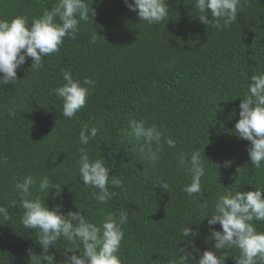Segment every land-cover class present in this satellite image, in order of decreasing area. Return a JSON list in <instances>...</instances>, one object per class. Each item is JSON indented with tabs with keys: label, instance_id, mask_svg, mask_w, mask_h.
I'll return each instance as SVG.
<instances>
[{
	"label": "trees",
	"instance_id": "1",
	"mask_svg": "<svg viewBox=\"0 0 264 264\" xmlns=\"http://www.w3.org/2000/svg\"><path fill=\"white\" fill-rule=\"evenodd\" d=\"M56 2L0 0V18L23 15L31 22ZM86 2L96 15L80 23L76 39L66 37L59 52L44 58L43 68H31L27 58L17 69L20 80L0 85V155L8 158L0 165V205L18 198L14 177L49 175L63 188L60 197L49 194L50 208L62 204L67 214L77 210L76 203L96 223L109 211L129 213L120 249L123 264H169L181 248L212 250L207 218L197 221L204 213L182 191L190 175L176 168L177 153L201 152L206 174L203 192L194 199H208L209 213L221 185L234 191L264 187V166H252L250 142L235 134L250 76L264 71V0H247L237 21L223 30L199 21L194 0H168V20L152 25L124 0ZM94 32L97 42L91 43ZM64 68L76 79L96 81L72 119L63 117L62 101L53 91L63 83ZM10 108L14 116L8 114ZM129 118L165 125L177 141L176 148L165 145L155 170L129 142ZM84 123L100 128L86 146L90 156L105 157L110 175L124 184L122 189L109 185L117 194L107 204L98 203L92 197L95 189L79 178L77 141ZM160 178L169 182L170 192L156 186ZM22 212L10 208L12 218H0V264H30L28 249L42 252L35 231L21 224ZM186 225L200 232L192 243L181 235ZM256 226L264 231V222ZM213 227L221 230L219 224ZM66 243L61 239V248L51 250L58 264ZM226 264L236 261L228 257Z\"/></svg>",
	"mask_w": 264,
	"mask_h": 264
},
{
	"label": "clouds",
	"instance_id": "2",
	"mask_svg": "<svg viewBox=\"0 0 264 264\" xmlns=\"http://www.w3.org/2000/svg\"><path fill=\"white\" fill-rule=\"evenodd\" d=\"M124 2L149 25L168 20V0ZM246 3L247 0H194V8L202 24L223 30L237 21ZM95 15V9L86 0H57L39 17L32 18L31 22L23 15L11 20L0 18V85H15L20 80L17 69L27 62V58L32 59L31 68H43L44 58L59 52L66 37L76 39L80 23L93 20ZM97 38L98 33L94 32L91 43H96ZM61 75L63 83L53 91L62 101L63 117L72 119L86 105L96 81L90 77L76 79L67 68L61 69ZM241 97L243 100L239 104L240 118L235 124V134L250 142L247 151L251 164L260 169L264 166V71L251 74L247 92ZM8 114L14 116L15 112L10 108ZM128 128L129 142L135 144L140 159L153 170L162 159L165 145L168 148L177 146V141L167 133L165 125L150 124L144 118H129ZM99 132L100 128L95 125H82L77 141L80 145L77 165L82 183L95 189L92 197L100 204H107L117 194L110 190L109 185L114 189H122L124 184L115 174L110 175L112 169L105 157L96 158L89 154L86 146ZM7 163L8 158L0 155V165ZM176 168L190 175L182 191L193 198L192 202L204 213L203 218L197 221L207 218L209 239L214 241V246L212 250L202 253L199 249L189 251L181 248L178 257L171 259L169 264H226L228 257H232L236 264H264V231L258 230L256 226V222H264V187L234 191L218 183L222 188L209 213L208 199H194L196 194L203 192L202 181L206 174L201 152L195 150L190 155L177 153ZM144 171L147 173L146 168ZM13 179L18 198L12 199L7 206L0 205V218L9 221L12 218L10 208L19 207L23 210L20 222L25 229L35 231V240L42 248L39 254L28 249L30 264H58L56 254L51 250L61 248L57 247L61 239L67 243L62 247L63 259L59 264H123L120 249L125 237L123 226L128 223L127 211H109L96 223L86 218L82 206L76 203L77 210L67 214L62 211V204L49 207V194L55 199L63 191L61 184L51 176L27 174ZM156 186L166 192L171 189L169 182L163 178L156 181ZM217 224L221 230L213 227ZM187 225L181 228V235L192 243L191 238L199 236L200 232ZM229 250H236L238 254L229 256Z\"/></svg>",
	"mask_w": 264,
	"mask_h": 264
}]
</instances>
